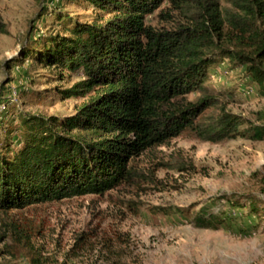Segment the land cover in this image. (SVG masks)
I'll return each instance as SVG.
<instances>
[{
	"label": "trees",
	"instance_id": "obj_1",
	"mask_svg": "<svg viewBox=\"0 0 264 264\" xmlns=\"http://www.w3.org/2000/svg\"><path fill=\"white\" fill-rule=\"evenodd\" d=\"M79 1L99 15L92 21L59 15L62 31H44L38 48L27 43L21 53L24 61L59 67L60 75L82 72L61 94L85 100L66 116L20 112L18 133L2 128L0 213L104 195L135 180L136 157L188 131L210 142L264 139V124L225 107L204 119L218 105L206 87L209 72L223 60L245 66L264 90V0H226L233 10L222 0ZM51 4L46 10L56 13ZM155 13L157 25L148 22ZM0 32H8L1 15ZM173 212L185 209L164 210ZM226 220L209 205L191 217L201 228ZM6 237L1 233L0 241ZM30 264L47 263L33 256Z\"/></svg>",
	"mask_w": 264,
	"mask_h": 264
},
{
	"label": "rangeland",
	"instance_id": "obj_2",
	"mask_svg": "<svg viewBox=\"0 0 264 264\" xmlns=\"http://www.w3.org/2000/svg\"><path fill=\"white\" fill-rule=\"evenodd\" d=\"M52 1L0 0L8 30L0 32V132L18 133L20 112L66 116L85 100L61 94L82 72L60 75L59 67L22 60L27 43L38 48L44 31H62L59 15L81 21L99 15L79 0H54L57 12L50 14L45 6ZM222 5L235 9L226 0ZM148 22L157 25L158 15ZM209 73L206 87L218 105L204 112L205 120L225 107L264 124V90L245 66L223 60ZM131 164L135 180L104 195L0 213V234H7L0 241V262L30 264L38 256L47 264H264V139L210 142L188 131ZM203 205L224 214L225 224L194 225L191 217ZM178 207L185 213H164Z\"/></svg>",
	"mask_w": 264,
	"mask_h": 264
},
{
	"label": "built area",
	"instance_id": "obj_3",
	"mask_svg": "<svg viewBox=\"0 0 264 264\" xmlns=\"http://www.w3.org/2000/svg\"><path fill=\"white\" fill-rule=\"evenodd\" d=\"M52 3H54V0L52 1Z\"/></svg>",
	"mask_w": 264,
	"mask_h": 264
}]
</instances>
